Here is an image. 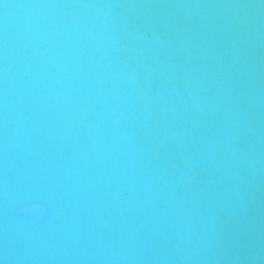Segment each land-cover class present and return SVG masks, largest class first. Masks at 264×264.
Masks as SVG:
<instances>
[{
    "label": "clouds",
    "instance_id": "clouds-1",
    "mask_svg": "<svg viewBox=\"0 0 264 264\" xmlns=\"http://www.w3.org/2000/svg\"><path fill=\"white\" fill-rule=\"evenodd\" d=\"M0 264H264V0H0Z\"/></svg>",
    "mask_w": 264,
    "mask_h": 264
}]
</instances>
